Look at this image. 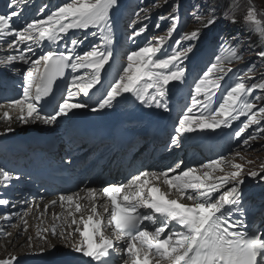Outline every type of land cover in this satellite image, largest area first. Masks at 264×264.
Here are the masks:
<instances>
[{"label":"snow or ice","instance_id":"1","mask_svg":"<svg viewBox=\"0 0 264 264\" xmlns=\"http://www.w3.org/2000/svg\"><path fill=\"white\" fill-rule=\"evenodd\" d=\"M21 6L30 8L31 0H7L6 11L0 13V48L6 42L7 49L14 50L0 56V66H27L26 69L11 68L23 78L22 97L0 103V111L8 121V127L0 135L14 131L13 122L55 126L70 113L75 116L77 110L111 109L119 103V98L127 99L125 94H131L148 107L170 111L169 85L186 81V61L195 56L197 46L204 39L210 46L218 39V50L227 48L228 54L224 57L214 55L207 69L197 77L191 106L179 118L167 146L179 148L187 134L198 130L230 129L242 116L246 119L233 133L241 145L249 146L250 141L264 133V106L258 107L262 97L252 95L253 92H264V82H254L250 86L244 82L245 77L256 80L251 75L255 65H249L237 76L236 82L214 107V97L221 89V82L232 71L225 64L243 59L238 45L232 43L235 37L208 35L218 19L228 18V10L222 17H217L214 9L204 10L197 5L189 15L201 27L190 32L180 31L171 49L163 56L157 54L164 47L165 37H148L145 46L127 54L126 66H122L105 87L101 84V73L114 55L115 37L110 13L118 7V0H69L46 15L49 5L43 4L36 12L37 17L42 18L16 28L12 25L23 15ZM158 6L157 0L152 7ZM180 7L174 3L167 15L159 17V21L169 23L166 30L169 38L180 26ZM141 13H145L144 20L150 18L145 7L135 13L138 19ZM248 19L259 23L255 20L254 10ZM155 27L159 29L161 24L158 22ZM90 28L96 29L90 35L98 36L99 43L83 54H77V48L83 45L87 36L80 39L74 33H87ZM147 30L148 24L141 22L126 39L135 44L136 38ZM70 32L72 36H69ZM153 40H157L158 46L153 45ZM44 41L50 45L47 51L43 49ZM57 46L63 50H58ZM258 55L264 58V51ZM69 69L71 78L65 93L61 101L52 105L48 98L53 94V86ZM82 69L86 71L77 75ZM261 80L264 81V77ZM97 85H101L97 88L101 95L93 101L96 93L92 89ZM253 125L256 127L252 132L241 139ZM236 155L240 153L237 151ZM224 163V156L209 160L199 166L202 170L199 173L195 167L177 173L183 161L161 171L142 170L132 175L127 183L108 184L99 190L88 188L89 204H81L84 197L79 193L62 194L58 199L62 207L67 205L66 214L55 217L61 220L60 224L37 231L35 238L27 237L29 254L41 255L56 248L45 235L50 232L51 237L62 240L72 252L88 258L86 264H264V231L255 226L250 231L245 218L243 165L230 164L233 171L213 176V172L224 171ZM247 175L264 180L258 171ZM19 180V175L0 168V186L10 187L13 181ZM57 203V200L50 201L51 205ZM0 206L16 207L5 197H0ZM47 208L46 205L45 211ZM30 211L31 205L21 212H8L2 219L17 217L27 231L24 216ZM0 235L10 237L11 233L0 229ZM0 264H19V261L13 255L9 259H0Z\"/></svg>","mask_w":264,"mask_h":264},{"label":"rangeland","instance_id":"2","mask_svg":"<svg viewBox=\"0 0 264 264\" xmlns=\"http://www.w3.org/2000/svg\"><path fill=\"white\" fill-rule=\"evenodd\" d=\"M231 1H233V2L238 1L237 6L239 5V3L241 4V9L238 12V17H237L240 22H249L251 24H257L260 26H264V0H231ZM253 10L255 12V20L258 21L259 23H254L253 21L248 19L249 13L253 12ZM242 27L245 28V26H242ZM261 32H263V30ZM237 35H238L237 38L241 42L242 47L247 48V50L252 52V50L249 48V46L244 44V42L247 40L246 38L244 39V35L241 32H238ZM251 36H252V40H254L255 42L258 43L261 41V39L258 37V35L256 33L252 34V31H251ZM153 45L158 46L157 42H155V41H153ZM250 56L254 57L255 55L252 53ZM250 56H248V57H250ZM22 130H24V128L21 129L20 131H22ZM11 134H13V133H9L7 135H11ZM245 152H247V151H245ZM247 153L251 157V160H257V164L259 163L260 160H261V162L263 161L262 158H264V154H257L255 152V150H253V152H247ZM259 169H263V171H264V163L260 164ZM248 172L249 171H247V173ZM256 185H258V183ZM10 238L11 237H9V239ZM65 249H67V248L57 246L55 249H49L44 254L30 255L29 253L31 252V249L26 242H21V240H19V242H11V240H8V238H7V239L0 240V259H3V257L4 256L6 257L7 255L23 256L24 254L29 252L28 258L30 260H33L36 258L46 257L47 255L51 256L55 252L58 251L57 253H59V252L64 251ZM67 250H69V249H67ZM19 264H33V263L29 261V262H25V263L19 262Z\"/></svg>","mask_w":264,"mask_h":264},{"label":"bare ground","instance_id":"3","mask_svg":"<svg viewBox=\"0 0 264 264\" xmlns=\"http://www.w3.org/2000/svg\"><path fill=\"white\" fill-rule=\"evenodd\" d=\"M0 75L1 76H3V75H5L4 74V71L3 70H1L0 71ZM1 95H3V97H6L5 96V92H0V96ZM21 96H19V95H16V94H13V96H11V97H9V99H17V98H20ZM1 101V100H0ZM26 132V129H24V130H22V131H20V133L21 134H23V133H25ZM9 133H12V132H9ZM9 133H7V134H9ZM11 135H13V134H11ZM3 136V135H2ZM10 136V135H9ZM1 154V153H0ZM258 191H263L264 190V182L263 183H261L260 181L258 182ZM65 214H66V212H65ZM45 223H46V217L45 216H43V217H41L40 218V228H43L44 227V225H45ZM61 223V220H58V219H56V218H54V220L52 221V224H51V226L53 225V224H60ZM75 227V225H73V228ZM51 240H52V243L53 244H55L56 245V247L57 246H60V247H64V248H67V249H69V250H71L69 247H67V246H65L64 245V242L62 241V240H60V239H57V238H55V237H52V238H50ZM8 250V249H7ZM58 252V251H57ZM57 252H55L54 254H52L51 256H53V255H55V254H58ZM8 256V255H7ZM3 258H5V256L3 257ZM50 264H56V263H50ZM66 264V263H65Z\"/></svg>","mask_w":264,"mask_h":264}]
</instances>
